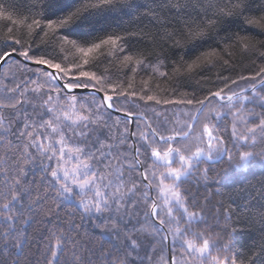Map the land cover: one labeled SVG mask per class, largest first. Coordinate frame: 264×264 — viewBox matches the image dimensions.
I'll use <instances>...</instances> for the list:
<instances>
[{"label":"snow or ice","instance_id":"snow-or-ice-1","mask_svg":"<svg viewBox=\"0 0 264 264\" xmlns=\"http://www.w3.org/2000/svg\"><path fill=\"white\" fill-rule=\"evenodd\" d=\"M20 15L0 8V264L264 259V237L247 254L236 229L210 235L257 206L264 220V185L227 204L193 191L208 162L264 168V66L225 74L235 52L264 61V0H26ZM109 15L134 27L107 34ZM105 60L125 78L91 70ZM195 76L221 86L181 91Z\"/></svg>","mask_w":264,"mask_h":264},{"label":"trees","instance_id":"trees-1","mask_svg":"<svg viewBox=\"0 0 264 264\" xmlns=\"http://www.w3.org/2000/svg\"><path fill=\"white\" fill-rule=\"evenodd\" d=\"M85 2L95 3L96 0H85ZM137 2H142V0H137ZM25 3L26 0H0V8L5 9L7 12H11L13 19H22L23 16L20 14L24 13ZM7 26H10L9 22L7 20L0 19V29H4ZM99 27L105 29L107 34L122 33L124 29L134 27L133 16L109 15L107 17H102L100 19ZM15 30L16 26H14V31ZM36 31L39 30L37 29ZM99 35L103 36L105 35V32H100ZM261 39H264V37H261ZM52 43L55 44V41H52ZM132 44L138 47L144 46L142 44H137L136 41H132ZM132 50L135 49L133 48ZM65 55L67 57V63H71L75 60L79 53L74 49H71L70 46H67L65 48ZM253 62H255V65ZM260 66H264V61H261L257 56L252 54L244 55L240 52H235L233 55L234 70L225 74L231 75L235 78L237 75H247L249 72H254L258 70ZM104 68L109 69V75L112 76L113 80L124 79L125 73H127V69L118 67V60H113L111 63L105 60L104 63L99 65V69L91 70H97L98 74H103L101 70ZM216 71L217 69H213L211 72L205 71L201 75L204 77H211L214 80ZM117 73H119V75H117ZM142 75L145 74L139 73L137 75V88L140 86V76ZM159 83L161 87L170 86L169 82L165 80H160ZM180 84L181 91L188 92L189 94L195 93L197 96H201L204 89H214L221 86L216 83L202 80L200 76H195L186 81H180ZM75 94L79 96L85 94V92H75ZM131 103L132 102L130 100L125 106H128L130 110H134L131 109ZM175 107L178 111L179 107L183 106ZM141 110H145L142 103ZM171 110L172 107L169 108V111ZM114 115L116 114L114 113ZM207 166L212 169L209 175L215 176L216 178L214 180H209L206 183L201 181L198 185H196V180L193 179L192 184L196 185V187H193V191H198L201 198L207 196L213 203L223 201L227 204L231 199H240L245 191H259L261 186L264 185V168L259 167V165L252 167L250 170H240L236 169L235 165L229 162L227 157H224L215 162H208ZM210 223L219 224V227L215 228L214 232L210 233L213 237L216 233H219L220 236H225V230L230 232L231 229H236L235 232L231 233V239L236 245V250L243 251L247 254H250L248 253V246L254 243H261V238L264 237V220L261 219L258 206L251 214L248 212L243 213L239 219L234 216L232 220L227 222L224 219H219L217 221L210 220ZM35 228L38 230L36 232V238L37 241H39L42 239V236L46 234L44 231L45 225L37 223ZM256 264H264V259H257Z\"/></svg>","mask_w":264,"mask_h":264},{"label":"water","instance_id":"water-1","mask_svg":"<svg viewBox=\"0 0 264 264\" xmlns=\"http://www.w3.org/2000/svg\"><path fill=\"white\" fill-rule=\"evenodd\" d=\"M76 92H85L84 90H77Z\"/></svg>","mask_w":264,"mask_h":264}]
</instances>
